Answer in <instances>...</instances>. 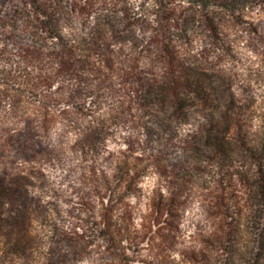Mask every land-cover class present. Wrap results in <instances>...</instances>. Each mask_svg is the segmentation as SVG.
Here are the masks:
<instances>
[{"label":"rangeland","instance_id":"rangeland-1","mask_svg":"<svg viewBox=\"0 0 264 264\" xmlns=\"http://www.w3.org/2000/svg\"><path fill=\"white\" fill-rule=\"evenodd\" d=\"M53 6L62 11L55 17L86 33L93 64L33 70L53 79L27 97V110L0 99V264H126L127 247L136 257L129 264H144L151 241L107 248L100 215L111 210L114 227H139L153 198L171 193L181 233L164 246L177 260L197 254L234 207L248 212L256 168L235 129L231 157L216 167L206 134L215 102L188 90L233 91L247 107L249 136H258L264 0H0L1 89H17L3 75L22 71L6 22L21 27L41 17L38 7ZM97 17L112 21L98 31ZM124 160L136 179L121 184Z\"/></svg>","mask_w":264,"mask_h":264},{"label":"trees","instance_id":"trees-1","mask_svg":"<svg viewBox=\"0 0 264 264\" xmlns=\"http://www.w3.org/2000/svg\"><path fill=\"white\" fill-rule=\"evenodd\" d=\"M41 17H25L23 26L20 27L17 20L6 22L14 30V39L17 43V57L22 71L19 75L4 74L3 79L11 83L17 82L19 87L11 89L6 87L1 89L0 99L7 97L23 103V110H27L25 103H28V96H36L39 93L40 85H49L52 76L48 74L34 73L33 70H45L49 66L58 65L61 71H70L77 66L84 68L93 64L91 48L89 42L84 37L83 29H77L75 25H65L63 20L69 17H55L60 14L61 9L53 6L52 9L37 8ZM110 17H97L95 27L100 30V26L110 24ZM22 32V33H20ZM89 34V33H88ZM97 38V37H96ZM4 48H0V60L4 57ZM78 52L79 59L73 57ZM73 57V58H72ZM9 60V59H7ZM192 95L201 94L202 100L207 96L209 101L215 102L213 120L207 130V138L211 142V151L217 157L216 167L231 157L229 149L232 141L228 134L232 129L236 130V140L240 142V148L247 153L256 168L254 183L250 184V200L248 212L233 208L227 216V222L220 228L213 231L206 240L203 247L195 255L186 256L181 253L177 260L173 254L172 246H164L165 240L173 242L180 235V203L177 194L163 195L158 200L153 198L152 212L148 218L143 219L139 227L129 223L125 227L116 228L111 224L112 211L107 210L100 215L104 217V235L107 239V248L112 249L118 246L125 238L127 241L137 245L145 238L151 241L152 253L146 259H142L144 264H264V118L261 120L259 130L255 139L250 137L247 131L248 124L244 121L247 107L239 104V99L233 91L224 97L219 87L210 89L204 84L189 87ZM207 90H211L209 95ZM207 94V96L205 95ZM212 97V98H211ZM237 119V121H236ZM243 121V122H242ZM202 132V131H201ZM126 166L123 175L118 183L135 181L136 177L130 175L134 171L131 161H123ZM131 164V165H130ZM219 171L218 173H220ZM241 175L242 172H240ZM245 176V175H244ZM137 181V180H136ZM167 224V233L162 234L161 228ZM158 227V229H154ZM116 244V245H115ZM130 248H123V260L134 261L129 253ZM140 260V261H142Z\"/></svg>","mask_w":264,"mask_h":264}]
</instances>
